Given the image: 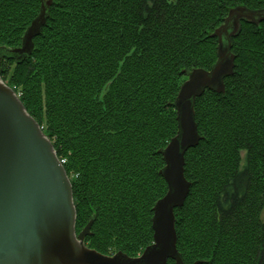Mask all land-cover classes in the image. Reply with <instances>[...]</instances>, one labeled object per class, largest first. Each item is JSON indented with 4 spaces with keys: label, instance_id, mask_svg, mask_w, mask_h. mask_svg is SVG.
<instances>
[{
    "label": "trees",
    "instance_id": "1",
    "mask_svg": "<svg viewBox=\"0 0 264 264\" xmlns=\"http://www.w3.org/2000/svg\"><path fill=\"white\" fill-rule=\"evenodd\" d=\"M42 4L0 0V51L22 46ZM49 7L34 54L22 63L3 58L1 78L65 160L77 234L94 220L85 245L138 257L154 243V207L169 190L161 152L178 134L174 104L186 73L214 66V32L232 9L261 11L264 0ZM241 32L225 92L206 91L194 107L201 141L185 157L191 190L175 211L186 264H264V23Z\"/></svg>",
    "mask_w": 264,
    "mask_h": 264
},
{
    "label": "water",
    "instance_id": "2",
    "mask_svg": "<svg viewBox=\"0 0 264 264\" xmlns=\"http://www.w3.org/2000/svg\"><path fill=\"white\" fill-rule=\"evenodd\" d=\"M42 10L27 29L22 47L0 51L3 58L22 63L34 53V39L47 24L52 0H42ZM264 22V10L232 9L216 32L218 60L209 71L186 73L174 104L178 134L162 151L161 171L169 190L154 207V243L138 257L122 252L105 256L85 245L94 220L77 234V213L72 183L55 148L31 117L19 96L0 77V264H176L184 263L177 251L175 211L188 199L191 186L184 176L185 157L199 145L195 104L206 91L225 92V80L235 67L232 38L240 20ZM196 264H200L197 262Z\"/></svg>",
    "mask_w": 264,
    "mask_h": 264
},
{
    "label": "rangeland",
    "instance_id": "3",
    "mask_svg": "<svg viewBox=\"0 0 264 264\" xmlns=\"http://www.w3.org/2000/svg\"><path fill=\"white\" fill-rule=\"evenodd\" d=\"M250 10L255 11V12L258 11V10H254V9H250ZM263 10H264V9H263ZM228 16H229V14H228ZM226 19H228V17H226V18L224 19V21H225ZM263 23H264V22H261V24H263ZM224 24H225V22H224L222 25H224ZM261 24L257 25V24H255V23H253L252 20H247V19H246V20H240V23H239V29H238V31H237V35H236L235 37L232 38V43H233V40L239 38L240 34L242 33L241 31H242L244 25H254V26H256V27H257V26L260 27ZM222 25H221V26H222ZM30 26H31V25H30ZM30 26H29V27H30ZM221 26H219L218 29H219ZM29 27H28V28H29ZM28 28H27V29H28ZM27 29H26V32H27ZM218 29H217V30H218ZM217 30H216V31H217ZM216 31H215V32H216ZM26 32H25V33H26ZM215 32H214V35H215ZM42 33H43V32H42ZM41 35H42V34H41ZM41 35H40V36H41ZM24 36H25V34H24ZM24 36H23V37H24ZM37 38H38V37H37ZM22 39H23V38H22ZM35 39H36V38H35ZM35 39H34V40H35ZM217 40H218V39H217ZM217 42H218V41H217ZM34 44H35V43H34ZM21 47H22V46H21ZM21 47H20V48H21ZM20 48H19V49H20ZM232 49H233V46H232ZM231 52H232V50H231ZM217 53H218V52H217ZM33 54H34V53H33ZM234 56H235V55H234ZM217 60H218V59H217ZM235 60H236V56H235ZM216 62H217V61H216ZM0 65H1V64H0ZM234 65H235V63H234ZM214 66H215V64H214ZM235 66H236V65H235ZM234 71H235V67H234V69H233V73H232V75L234 74ZM0 77H1V75H0ZM186 78L189 80L188 77H186ZM1 79H2V78H1ZM2 81H3V80H2ZM186 81H187V80H186ZM186 81H185V82H186ZM3 82H4V81H3ZM185 82H184V83H185ZM4 83H5V82H4ZM184 83H183V84H184ZM5 84H6V83H5ZM183 84H182V85H183ZM16 95L18 96L17 93H16ZM19 98H20V96H19ZM176 99H177V98H176ZM25 109H26V108H25ZM175 109H176V108H175ZM26 110H27V109H26ZM177 113H178V111H177ZM34 120H35V119H34ZM35 121H36V120H35ZM36 122H37V121H36ZM37 123H38V122H37ZM38 124H39V123H38ZM39 126H40V125H39ZM41 128H42V127H41ZM42 131H43V128H42ZM43 133H44V132H43ZM48 139H49V138H48ZM49 140H50V139H49ZM63 161H64V160H63ZM242 162H243L244 165L246 164V162H245V155L243 156ZM61 164L63 165V164H65V163L61 161ZM69 180H70V178H69ZM71 183H72V182H71Z\"/></svg>",
    "mask_w": 264,
    "mask_h": 264
},
{
    "label": "bare ground",
    "instance_id": "4",
    "mask_svg": "<svg viewBox=\"0 0 264 264\" xmlns=\"http://www.w3.org/2000/svg\"><path fill=\"white\" fill-rule=\"evenodd\" d=\"M164 151V150H163ZM162 153V152H161Z\"/></svg>",
    "mask_w": 264,
    "mask_h": 264
}]
</instances>
